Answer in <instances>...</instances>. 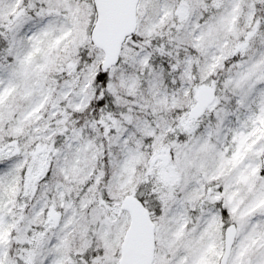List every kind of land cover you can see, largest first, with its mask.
Returning <instances> with one entry per match:
<instances>
[{"label": "snow or ice", "instance_id": "1", "mask_svg": "<svg viewBox=\"0 0 264 264\" xmlns=\"http://www.w3.org/2000/svg\"><path fill=\"white\" fill-rule=\"evenodd\" d=\"M0 264H264V0H0Z\"/></svg>", "mask_w": 264, "mask_h": 264}]
</instances>
